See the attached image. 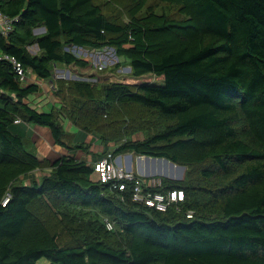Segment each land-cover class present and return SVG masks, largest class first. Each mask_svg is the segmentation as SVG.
<instances>
[{
    "label": "trees",
    "instance_id": "16d2710c",
    "mask_svg": "<svg viewBox=\"0 0 264 264\" xmlns=\"http://www.w3.org/2000/svg\"><path fill=\"white\" fill-rule=\"evenodd\" d=\"M118 1L126 19L116 0H0L16 19L0 56L52 82L59 104L33 108L37 86L0 59V264H264V0ZM72 47L114 49L116 68L138 81L54 80L58 63L92 66ZM16 120L48 128L66 154L29 152ZM96 140L113 146L100 159L185 167L184 180L156 177L153 190H182L184 201L158 212L101 183L95 162L75 155Z\"/></svg>",
    "mask_w": 264,
    "mask_h": 264
},
{
    "label": "crops",
    "instance_id": "0c3cea01",
    "mask_svg": "<svg viewBox=\"0 0 264 264\" xmlns=\"http://www.w3.org/2000/svg\"><path fill=\"white\" fill-rule=\"evenodd\" d=\"M43 28V27H42ZM45 32V28L33 33L35 35H40ZM30 48H33L34 51H31ZM29 48V51L31 54H37L39 52L38 47L36 45L31 46ZM73 48V47H72ZM72 48H67L68 50H71ZM76 48V47H74ZM82 51L84 52L83 57L89 58L92 60V66L87 69H80L78 67H75L73 65H64L61 63H58L54 66L53 71V79H63V80H71L70 77H75L74 80H85V76L92 77V81H98V78L102 77L104 80L107 79V73L102 75L100 72L106 68H108L110 64V52L108 47L101 48L99 50H89L82 48ZM73 52V51H71ZM103 66L102 69H99L98 67ZM95 77V78H94ZM103 80V81H104ZM101 81H98L96 83H99ZM36 85L39 89L38 92H36L33 95H30L28 100L30 101V105H32L33 108H35L39 112H49L54 106L59 107V104L56 100L53 99L52 96V88L53 83L50 81H44L42 79H39L34 75L32 72H27V82L25 85ZM52 103V106H51ZM50 108L46 111H43V109ZM40 109L42 111H40ZM63 126L66 127L68 131L73 133L75 131V127H73L72 124H70L66 119H63ZM22 125V124H21ZM19 124H15L14 127H16L17 133L24 135V143L26 144V149L33 153V151H37L34 155L41 157L43 154H45V158L47 160L53 161L57 156L59 157L61 154H66V151H64L63 148H60L59 146L55 145L52 137L49 136L50 131L48 132V129L46 127H41L38 125H28L25 127H22ZM30 126V127H29ZM30 131H32L33 135L30 134ZM45 139L48 143L49 149H47V146L44 144H41L43 141L42 139ZM43 146V149H42ZM113 149L112 145H109L106 149L101 145V143L96 140L91 145L90 149L88 150V153H82L77 152L76 158L83 159L87 161L88 163L96 162L100 159L99 155L103 153L104 150H107L108 152H111ZM40 152H43L41 154ZM132 158H134V165L132 163ZM117 161H120L121 163H124V166L128 169L137 174L138 176L141 175H154V173L158 170L159 163L157 159H149L146 160L145 157L137 156L134 157L132 154H121L116 157ZM116 161V162H117ZM134 167V170H133ZM48 171H45L44 173H47ZM40 173V174H39ZM43 172H35L34 176L36 178L41 177ZM141 174V175H140Z\"/></svg>",
    "mask_w": 264,
    "mask_h": 264
},
{
    "label": "built area",
    "instance_id": "2783aa9c",
    "mask_svg": "<svg viewBox=\"0 0 264 264\" xmlns=\"http://www.w3.org/2000/svg\"><path fill=\"white\" fill-rule=\"evenodd\" d=\"M14 21H16V19H11L0 14V32L3 35L10 32ZM0 59L11 64L18 81L25 85L27 82V73L24 70L22 63L15 57L8 55H1ZM109 59L112 62V55H110ZM98 68L102 69L103 66H99ZM15 123H20V120H16ZM94 170L98 174L101 183L110 184L112 190H117L119 192L129 191L132 202L148 209L158 212H166L170 206L182 203L185 199L184 192L179 189L169 190L165 193L154 192L153 190L155 188L161 186L160 180H144L141 176H138L131 170L118 166L116 158H113L111 154H107L96 161L94 163ZM10 198L11 194L6 192L1 201V205L6 206ZM191 216V213L187 214V217ZM105 224L108 230L114 228L113 224L107 220H105Z\"/></svg>",
    "mask_w": 264,
    "mask_h": 264
},
{
    "label": "rangeland",
    "instance_id": "374dc122",
    "mask_svg": "<svg viewBox=\"0 0 264 264\" xmlns=\"http://www.w3.org/2000/svg\"><path fill=\"white\" fill-rule=\"evenodd\" d=\"M119 5V6H118ZM123 6V4H119V1L118 0H116V2H114V5H112V6H110V7H115V11H117V10H119V12L121 13V18L123 19H126V17H127V14H126V12H125V9L122 7ZM107 8H109V7H107ZM30 50L31 51H34V49L33 48H30ZM71 51H73V53H75L78 57H83V56H85L84 55V52L82 51V48H72L71 49ZM109 52H110V55H112V58H113V60H112V62L110 61V64H109V66H108V68H106V69H104V70H102L100 73L102 74V75H104V74H106L107 73V80L109 81V82H121V81H127V82H129V83H134V82H137L138 80H134V79H132V77L130 76V73H131V71H130V68H129V66L128 65H123V66H121V67H119V68H116V65L119 63V59H118V57H117V55H116V53H115V50L114 49H112V48H109ZM37 53H39V52H37ZM110 60V59H109ZM107 69H108V71H107ZM86 78H85V80L84 81H89V82H91V83H94V84H96V82H98V81H101V82H103V78L102 77H100V78H98V81H92L91 79H92V77H89V76H85ZM71 78V80H74V79H76L75 77H70ZM95 78V77H94ZM67 80V79H66ZM142 80V79H141ZM143 80H144V82H150V83H152V84H155V85H162L164 82H163V80H161V79H155V78H153L152 76H147V77H144L143 78ZM30 102V101H29ZM32 106V105H31ZM51 106H52V103H51ZM45 109H43V111H46V110H48V109H50V108H46V107H44ZM40 111H42L41 109H40ZM30 125H32V124H30ZM23 126H25V125H23ZM30 127V126H29ZM16 127H14V128H12L11 130L12 131H14V132H16L17 133V131H16ZM48 129V128H47ZM50 130H48V132H49ZM30 134L31 135H33V133H32V131H30ZM49 136L51 137V134L49 133ZM42 139V138H41ZM42 143L41 144H44L45 146H47V149H49V146H48V143H47V141L45 140V139H42ZM42 149H43V146H42ZM113 150V149H112ZM65 151V150H64ZM36 152L37 151H33V153H35L36 154ZM41 154H43V152H40ZM131 155V154H130ZM41 157H45V154H43ZM58 157V156H57ZM56 157V158H57ZM134 157H136V156H134ZM55 158V159H56ZM54 159V160H55ZM132 160V163H133V165H134V158H132L131 159ZM117 161V160H116ZM136 164V163H135ZM161 164V169H160V173L158 172V171H156L155 173H154V175H150V176H146V175H141V177L144 179V180H146V181H149L150 179H156V177L157 178H160V177H163V178H168V179H171V178H169V175H170V172H171V167H170V164H167L166 165V167H165V169H164V164L161 162L160 163ZM117 165L118 166H122V167H124V168H126L125 166H124V163H121L120 161H117ZM133 170H134V167H133ZM173 172H176V171H173ZM185 172H186V169L184 170V172H180V174H181V176H183L184 175V177H185ZM40 174V173H39ZM167 174V175H166ZM184 177H183V179L182 180H184ZM182 180H178V181H182ZM43 263H47V260L46 259H41L40 260V262H39V264H43Z\"/></svg>",
    "mask_w": 264,
    "mask_h": 264
},
{
    "label": "water",
    "instance_id": "95a60500",
    "mask_svg": "<svg viewBox=\"0 0 264 264\" xmlns=\"http://www.w3.org/2000/svg\"><path fill=\"white\" fill-rule=\"evenodd\" d=\"M42 29H44V28H37V29L34 30V32H38V31H40ZM145 158H146V160L156 159V158H150V157H145ZM157 160H158V163H159V167H158V170L159 171L161 169V164H160L161 162L164 164V169H165V167H166L167 164H170L171 172H170L169 178H171L172 180H182L183 179L184 175L181 176L180 172H184L185 167H183V166H177V165H175V164H173V163H171V162H169L167 160H164V159H157ZM173 171H176V173L173 172Z\"/></svg>",
    "mask_w": 264,
    "mask_h": 264
},
{
    "label": "bare ground",
    "instance_id": "6f19581e",
    "mask_svg": "<svg viewBox=\"0 0 264 264\" xmlns=\"http://www.w3.org/2000/svg\"><path fill=\"white\" fill-rule=\"evenodd\" d=\"M176 173V172H175Z\"/></svg>",
    "mask_w": 264,
    "mask_h": 264
}]
</instances>
